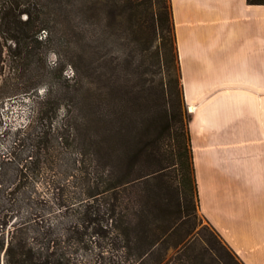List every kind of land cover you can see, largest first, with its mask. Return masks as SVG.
Wrapping results in <instances>:
<instances>
[{
  "label": "trees",
  "instance_id": "1",
  "mask_svg": "<svg viewBox=\"0 0 264 264\" xmlns=\"http://www.w3.org/2000/svg\"><path fill=\"white\" fill-rule=\"evenodd\" d=\"M53 11L71 21L74 33L72 105L65 106L47 85L60 69L59 64L50 68L42 55ZM158 36L155 65L161 71L168 68L172 83L156 89L148 110L146 45ZM112 37L121 44L122 55L106 59L112 68L108 91L102 83L105 55L100 46ZM128 40L141 47L137 54L126 51ZM121 65L129 74L123 81L134 72L140 84L122 83ZM21 97L37 100L32 121L0 162L5 219L21 208L10 202L25 189L22 182L39 176L48 163L67 168L63 186L58 172L49 184L65 200L62 209H79V219L64 243L53 240L62 252L46 256L26 239L17 241L14 232L6 264H244L214 228L220 240L201 238L189 226L199 195L171 0H0V106ZM63 108L61 123L55 125ZM167 137L173 140L170 153ZM28 143L31 151L23 156L21 147ZM5 166L15 173L9 177ZM73 181L79 190L72 197L76 201L65 195ZM10 221H3V227ZM27 224L16 222L15 231ZM77 250L92 252L93 261L78 259Z\"/></svg>",
  "mask_w": 264,
  "mask_h": 264
},
{
  "label": "crops",
  "instance_id": "2",
  "mask_svg": "<svg viewBox=\"0 0 264 264\" xmlns=\"http://www.w3.org/2000/svg\"><path fill=\"white\" fill-rule=\"evenodd\" d=\"M199 210L264 264V4L171 0Z\"/></svg>",
  "mask_w": 264,
  "mask_h": 264
},
{
  "label": "rangeland",
  "instance_id": "3",
  "mask_svg": "<svg viewBox=\"0 0 264 264\" xmlns=\"http://www.w3.org/2000/svg\"><path fill=\"white\" fill-rule=\"evenodd\" d=\"M48 33L49 39H47L45 34H43L44 40L47 39V41L44 43V53L42 55L46 59V64L50 68H56L57 64H59L60 69L57 71V76L53 80L48 81L47 85H49V87H54L58 93V96L63 97L62 103L65 106L69 104L72 105V95L75 92L73 86L75 85L76 81L74 80L75 72L72 65L74 61H76V58L74 50V33L71 21H68L59 13L53 11L50 16ZM130 37L135 38L136 36L131 35ZM172 40L174 42L173 34ZM160 43L161 39L158 36L155 39H149L146 45V62L148 66V70L146 72V87L148 88L146 89V96L148 97V100L144 102V105L147 104L146 108H148V110L150 108L149 105H152V102H154L156 99V89L159 90L162 83H165L166 86H169L170 83H172V80L168 76V72H165L168 70V68L163 67L161 71L159 70V67L155 65V52ZM127 44L128 45H126V51L137 54L139 52V49H141V47L137 43L132 42V44L130 45L129 40ZM8 45V47L12 45L13 49L15 48V45L11 43H9ZM7 51L11 53L10 48H7ZM120 51L121 44L119 43V41H116L115 37H112V39H109L108 43L106 42L100 46V53L105 55L102 58L101 66L103 73L102 83L105 88L108 89V91H110L108 85H110L109 77L112 74V68L110 64L106 62V59L110 58L111 56L118 57L120 53V55H122V52ZM49 53H54L56 56L54 66H50ZM9 65L13 66L12 61H10ZM117 71L121 75L122 83L129 84L130 87H132L136 83L140 84L141 81L138 80V77L134 72H131L130 74L132 79L129 78L128 81H123V77H129V74H127L126 69L122 65L117 69ZM175 71L177 73L179 72L178 67H176ZM39 94L44 96L45 89L42 88L39 91ZM34 100L36 101L37 97H21L17 100L7 101L5 104H2L0 106V162L4 159V153H8L13 148L14 141L21 135L19 131L24 129L32 121V117L34 115ZM65 108L61 109L57 118H55V125H59L61 123V118L66 111ZM183 111L187 115V117L189 115L191 116V110L189 109V107H186L184 105ZM187 119L185 121H187ZM165 142L167 145L166 150L168 153H170V151L172 150L173 140L172 138L167 137ZM21 148L25 149L26 151L23 152V156L31 151V146H29V143L25 145V147L22 146ZM65 170H67L66 167L61 168L60 166L58 167L57 165L55 166L50 163L42 164L40 175L35 176L33 179L29 178L28 180L23 181L22 183L25 189L22 190V192L17 196L16 199H14L15 197H11L13 200L10 203H17V205H21V208H19L18 213L16 214L17 216L12 219L10 217L8 219H5V214L7 213V211L3 212V206L0 207V264H6L5 252L10 241L13 238L14 232L19 237L17 241L20 240V238L26 239L32 246L41 249L44 256H46L48 253L62 252L61 247H57L58 244H55V241L53 240L59 239L64 243L69 235L67 230L73 227V225L79 219V209H62L61 204L65 200L57 197V193H60L59 190H55V193L53 194V185L52 183L49 184V180L51 179V177L52 180L55 179L56 176L54 177L53 175L55 172H58L61 173L60 177L57 173V179L59 181L58 185L63 186V183L67 181V179L65 181ZM3 172L8 173L9 177L15 173L14 169L10 166H5ZM70 184L71 185L68 186L67 191H65V195L66 198L71 200L72 197H76L75 193L79 190L74 186V181ZM3 201H5L6 203H4ZM3 203L8 204L7 200H5L4 198H0V205ZM6 220L11 221L7 226L3 227L2 222ZM21 220L27 221L28 224L22 230L15 231L16 222H19ZM189 226L190 228L195 229L194 233H200L199 237L201 238L208 236L211 239H214L213 237H216L218 240H220V238L213 230V227L201 215L197 204L196 209L192 211V216L189 219ZM198 247H200L199 244H197V248ZM73 249L74 247H68V250ZM77 251L79 252L77 254V258L81 261H93L92 252L85 253L84 251ZM208 259L209 254L206 255V260Z\"/></svg>",
  "mask_w": 264,
  "mask_h": 264
},
{
  "label": "clouds",
  "instance_id": "4",
  "mask_svg": "<svg viewBox=\"0 0 264 264\" xmlns=\"http://www.w3.org/2000/svg\"><path fill=\"white\" fill-rule=\"evenodd\" d=\"M49 60H50V66H54L56 60V56L54 53H49Z\"/></svg>",
  "mask_w": 264,
  "mask_h": 264
},
{
  "label": "water",
  "instance_id": "5",
  "mask_svg": "<svg viewBox=\"0 0 264 264\" xmlns=\"http://www.w3.org/2000/svg\"><path fill=\"white\" fill-rule=\"evenodd\" d=\"M189 109H192V107H189Z\"/></svg>",
  "mask_w": 264,
  "mask_h": 264
}]
</instances>
